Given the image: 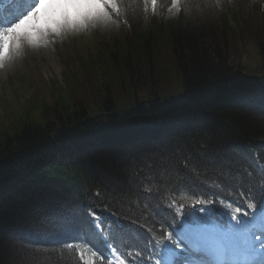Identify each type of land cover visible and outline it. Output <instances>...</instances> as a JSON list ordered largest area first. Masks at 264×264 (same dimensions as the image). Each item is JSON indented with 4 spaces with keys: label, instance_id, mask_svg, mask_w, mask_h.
Returning <instances> with one entry per match:
<instances>
[{
    "label": "trees",
    "instance_id": "obj_1",
    "mask_svg": "<svg viewBox=\"0 0 264 264\" xmlns=\"http://www.w3.org/2000/svg\"><path fill=\"white\" fill-rule=\"evenodd\" d=\"M219 1L179 0L165 19L171 0L155 12L120 0L121 34L103 40L106 54L68 68L1 130L0 264H83L79 251L108 264L107 245L159 264L165 234L185 216L165 210L173 201L188 214L197 199L215 208L264 193V170L241 147L264 141V33L242 35L258 0H235L233 28L223 11L233 0ZM231 31L234 43L256 42L262 77L228 60ZM171 73L176 91L161 90ZM252 151L264 165V145ZM69 211L75 226L57 231Z\"/></svg>",
    "mask_w": 264,
    "mask_h": 264
},
{
    "label": "rangeland",
    "instance_id": "obj_2",
    "mask_svg": "<svg viewBox=\"0 0 264 264\" xmlns=\"http://www.w3.org/2000/svg\"><path fill=\"white\" fill-rule=\"evenodd\" d=\"M31 3L33 4L34 0H32ZM30 6L32 5L29 4L28 7ZM28 7H25V5L18 9L13 7V13L14 15H19L21 10ZM175 7L176 6L173 5V8ZM175 15L176 10L170 8L165 15V19L172 18ZM248 15L250 17V28L247 35L252 36L255 41L260 42L261 38L256 30L260 31V27L263 23L258 18V5H254L252 10L248 9ZM120 34V28L115 20L109 21L107 24L101 22H89L83 29H64L59 33L50 31L35 44H30L27 40H24L21 42L20 48L17 49L13 46L9 56L6 57L3 66L0 67V132L11 123V118L15 117L21 110L27 107L30 101L32 103L34 100L40 102L47 98V87L51 81L62 82L64 79L63 72L67 73L68 68L77 69L81 67L84 59L87 58L89 54L92 56L95 55L96 50L105 55L106 48L104 47L103 40H109ZM100 37L103 40L100 39ZM255 41L251 42L256 43ZM249 47L251 48L249 49V54H255V45H249ZM240 57L244 65L250 69L247 70L248 73L254 75L259 74L258 67L255 64L252 55L240 54ZM235 58L234 54L231 56L229 55L228 60H235ZM176 82V78L171 73L166 80L159 81V86L161 87V90L166 92L172 90L176 91ZM96 104L98 105L99 101H97ZM228 222L230 224L225 223L224 226H222V228L226 230L227 237L232 236L235 242H241L242 244H244L246 239H250L249 237H246L251 236L249 233L245 232V236L237 232L235 229L229 228V225L235 223L234 221L230 219ZM245 224L241 221V225L236 228L242 227L241 229L246 231L249 228H246ZM185 226L191 227L188 224H183L179 230L175 231L178 235L184 236V242L185 240L189 241L190 236L197 238V230L202 229V227L192 228L193 232L187 233L185 232ZM172 234L173 233H171V235ZM252 238L254 240L256 239V237ZM175 239L176 236L174 235L173 241ZM173 241L170 242L166 239L165 243V247L171 245L173 251H177V256L172 258V260L175 262L187 261L181 256V252H184V250H182V248L179 250L175 249ZM197 241L199 242V240ZM230 242L232 241H229V244ZM248 245L249 247H252L251 244ZM231 246L234 247L236 245ZM221 247L227 246L223 245ZM197 248L199 251L203 249L201 244H197ZM255 250L257 251L258 248H255ZM179 251L180 254L178 253ZM199 251L197 252L199 253ZM112 261L116 264H121V261L116 255H113ZM199 263L206 264L203 260Z\"/></svg>",
    "mask_w": 264,
    "mask_h": 264
},
{
    "label": "snow or ice",
    "instance_id": "obj_3",
    "mask_svg": "<svg viewBox=\"0 0 264 264\" xmlns=\"http://www.w3.org/2000/svg\"><path fill=\"white\" fill-rule=\"evenodd\" d=\"M5 0H0V4ZM23 4L24 0H12ZM158 0H144L145 11L148 10V5H151L152 11L155 12ZM171 4H179V0H171ZM172 7V6H171ZM180 7H175L179 11ZM120 12V0H34L32 6L25 8L19 12V15H14L13 19L6 24H0V67L6 57L9 56L13 46L20 48L21 42L27 40L30 44L39 42L48 32L59 33L64 29H83L89 22H101L107 24L109 21H114V14ZM212 205V201L197 199V205ZM264 205V198L260 201ZM172 204L168 205L165 210L172 211L175 220L176 214L187 213L184 211L185 206L182 204L179 208H173ZM250 208L255 205H249ZM199 211L206 213L207 208H200ZM240 208L236 209L239 213ZM245 216L249 215L244 213ZM76 217L71 211L66 214H61L56 220V229L59 232L71 230L75 226ZM234 224L229 227L236 228L241 225V221L236 215L231 216ZM185 232L192 233L193 230L185 226ZM173 235L176 239L173 241ZM173 235H169L167 239L173 241L175 249H181L184 244V236L178 235L173 230ZM197 239L199 240L204 250L213 248L227 238L226 230L222 227L211 225L197 230ZM260 242L264 245V233L256 237L252 243ZM177 256V251H173L171 245L165 247L164 261L165 264H172V258Z\"/></svg>",
    "mask_w": 264,
    "mask_h": 264
},
{
    "label": "bare ground",
    "instance_id": "obj_4",
    "mask_svg": "<svg viewBox=\"0 0 264 264\" xmlns=\"http://www.w3.org/2000/svg\"><path fill=\"white\" fill-rule=\"evenodd\" d=\"M262 215V216H261ZM257 219H260L261 221H256L253 220L251 221H247L245 224L246 228H250L251 226H255L257 227V229H264V213L260 214L258 217H256ZM230 226V225H229ZM231 228V227H229ZM231 229H235V228H231ZM233 235V234H232ZM197 238H193L190 236V240L187 241L191 244V246L193 247L194 250H197V244H200L197 240ZM229 241L230 242L229 244ZM240 242H235L234 238L231 237H227L225 241L219 243L218 245L214 246L213 248L207 249V250H203L201 249L199 251V249L197 251H199V253L201 255H203L202 253H204L206 256H204V259L207 261V263L209 264H232V263H237V262H242L244 260H249L252 255L248 254L247 252H244L242 254L241 251V246L244 245ZM227 246V247H221V246ZM231 245H236V246H231ZM256 246H262V244L260 242H256L255 243ZM257 257V255H253V259H255ZM262 258V260H264V253L263 255L260 256ZM259 263H262L259 262Z\"/></svg>",
    "mask_w": 264,
    "mask_h": 264
}]
</instances>
